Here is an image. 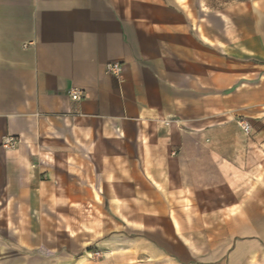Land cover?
Returning a JSON list of instances; mask_svg holds the SVG:
<instances>
[{
    "label": "crops",
    "instance_id": "0c3cea01",
    "mask_svg": "<svg viewBox=\"0 0 264 264\" xmlns=\"http://www.w3.org/2000/svg\"><path fill=\"white\" fill-rule=\"evenodd\" d=\"M0 264H264V0H0Z\"/></svg>",
    "mask_w": 264,
    "mask_h": 264
},
{
    "label": "built area",
    "instance_id": "2783aa9c",
    "mask_svg": "<svg viewBox=\"0 0 264 264\" xmlns=\"http://www.w3.org/2000/svg\"><path fill=\"white\" fill-rule=\"evenodd\" d=\"M107 71L114 74H119L121 72V66L119 64L110 65L108 66ZM69 96L71 100L74 102H79L82 99V93L77 90L70 91ZM239 124L245 133L248 134L251 131V126L247 121L243 119L239 120ZM18 145H19V138L8 136L4 138L1 146L5 150H14L18 147Z\"/></svg>",
    "mask_w": 264,
    "mask_h": 264
},
{
    "label": "rangeland",
    "instance_id": "374dc122",
    "mask_svg": "<svg viewBox=\"0 0 264 264\" xmlns=\"http://www.w3.org/2000/svg\"><path fill=\"white\" fill-rule=\"evenodd\" d=\"M221 1H223V0H221Z\"/></svg>",
    "mask_w": 264,
    "mask_h": 264
}]
</instances>
